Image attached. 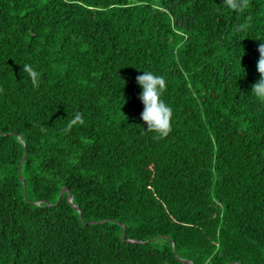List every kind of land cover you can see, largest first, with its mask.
Masks as SVG:
<instances>
[{"label":"trees","instance_id":"trees-1","mask_svg":"<svg viewBox=\"0 0 264 264\" xmlns=\"http://www.w3.org/2000/svg\"><path fill=\"white\" fill-rule=\"evenodd\" d=\"M243 4L0 0V264H264V0Z\"/></svg>","mask_w":264,"mask_h":264},{"label":"clouds","instance_id":"clouds-1","mask_svg":"<svg viewBox=\"0 0 264 264\" xmlns=\"http://www.w3.org/2000/svg\"><path fill=\"white\" fill-rule=\"evenodd\" d=\"M222 2L225 4V7L232 11H243L244 9L243 0H222ZM258 52L259 59L256 63V70L260 76L251 85L250 94L257 100L264 101V43L259 45ZM28 70L35 83L37 74L31 69ZM241 75H243V69L238 76ZM136 83L141 88L139 99L143 104V111L140 113V118L147 126L146 131L154 132L160 138L166 137L171 131L174 118L172 106L166 103L163 98L168 81L163 75L155 74L150 70H143V74L136 77ZM75 119L81 123L83 122L79 114Z\"/></svg>","mask_w":264,"mask_h":264},{"label":"water","instance_id":"water-1","mask_svg":"<svg viewBox=\"0 0 264 264\" xmlns=\"http://www.w3.org/2000/svg\"><path fill=\"white\" fill-rule=\"evenodd\" d=\"M25 155H26V153L24 154L23 158L21 159V161H20V165L22 164V162H23V160H24V158H25ZM66 191H67V199H68V201L71 203V194H70V192H68V190H67L66 187H63V188L61 189V191H60V193H59L58 201L61 199L62 195H63L64 192H66ZM71 204H72V203H71ZM72 205L74 206V204H72ZM124 239H125V231H123V233H122V240H124Z\"/></svg>","mask_w":264,"mask_h":264}]
</instances>
